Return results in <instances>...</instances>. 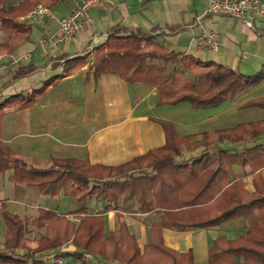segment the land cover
I'll list each match as a JSON object with an SVG mask.
<instances>
[{"label": "crops", "instance_id": "1", "mask_svg": "<svg viewBox=\"0 0 264 264\" xmlns=\"http://www.w3.org/2000/svg\"><path fill=\"white\" fill-rule=\"evenodd\" d=\"M24 1L0 0L4 11L15 9L13 16L17 25L4 30L0 19V106L9 102L7 107L0 109V141L13 154L41 166L56 159L87 162L94 167H133L146 160L148 153L169 144L180 149L175 155V164L186 161L191 164L195 154L185 148V138L227 128L212 126L207 131H190V126L185 127L167 115L166 109L172 106L159 104L155 88L141 82L129 83L115 74L96 78L93 67L96 48L113 33L126 36L141 32L145 37L155 36L158 44L176 53L214 61L245 76H255L264 66V20L248 16L249 25L242 19L213 14L209 12L208 0H108L104 9L90 12L91 21L82 31L71 41L62 42L56 50L41 46L40 41L59 30L62 18L70 17L72 1L56 0L55 7L51 8L54 18H30V7L23 6ZM21 30L30 31L29 41L16 48L11 44V33ZM202 30L218 33L221 46L218 53L198 48L197 39ZM23 36L18 33L17 39ZM78 58L84 59L86 65L48 87V83L68 70ZM154 62L165 65L158 60ZM25 67L34 70L14 80L16 72ZM261 85L264 87V82ZM250 90L234 100L235 108H247V113L263 115L264 93L249 99ZM259 124L252 125L253 129ZM166 125L176 135L175 141L169 139ZM210 155L212 158L222 155L225 160L222 171L230 175L226 180L225 197L219 192L216 202L227 206L228 189H235L241 200L235 210L230 211L231 219L216 227L176 229L185 209H175L172 215H165V211L142 214L137 211L136 199L119 200L118 205L125 208L124 212H105L108 202L95 198L79 202L63 191L58 196L40 195L34 187L11 181L13 168L0 173V210L7 209L23 220L38 217L40 209L52 210L65 215L75 227L81 220L93 216L101 219L104 237L125 224L141 253L150 242V229L161 226L164 246L177 254L191 255L193 264H209L216 241L236 242L251 228L264 227V218L260 221L264 208L260 203L251 209L242 205L245 191L255 193L256 177L264 184V144L257 140L246 144L224 141L211 149ZM232 202L229 203L232 205ZM82 208L86 209V214L78 213ZM47 233V229L28 226L27 246L35 249ZM6 234L7 226L0 216L2 250ZM75 250L72 243L61 249L69 255ZM18 254H26V251H18ZM55 255L46 253V264ZM65 259L69 263L83 264L72 257ZM233 261L244 264L246 260L243 255H237ZM86 264L122 263H109L96 256L87 258Z\"/></svg>", "mask_w": 264, "mask_h": 264}, {"label": "trees", "instance_id": "2", "mask_svg": "<svg viewBox=\"0 0 264 264\" xmlns=\"http://www.w3.org/2000/svg\"><path fill=\"white\" fill-rule=\"evenodd\" d=\"M56 3V0H25L22 5L29 6L32 11L40 5L52 8ZM14 11L15 9L4 11L0 7L2 29L17 27ZM16 33H11L10 39L16 48L29 41V30ZM18 33L25 36L17 39ZM155 40V36L145 37L141 32L126 36L118 32L111 34L104 44L96 48L94 76L98 78L104 74H115L129 83L141 82L157 90L160 105L176 106L186 102L193 108L234 101L242 93L264 82V66L255 76L247 77L214 61H202L192 55L176 53ZM77 60L70 62L68 70L48 83V87L59 82L66 74L86 65L84 59ZM154 60L165 65H157ZM168 64L173 66L170 72L166 66ZM33 70L32 67L21 68L13 79L26 77ZM188 75L193 77L192 82ZM8 105L9 102L6 101L1 104L0 109ZM253 128L255 127L252 125H241L236 129V135H232L236 130H217L200 136H187L183 141L185 148L195 154L191 164L189 161L174 163V152L179 153L180 150L178 146L167 145L164 149L148 153L146 157L163 154L155 157L149 164L155 174L157 170L164 171L169 166H173L174 171L179 173L176 176H179L181 182H175L182 189L179 193L169 187L161 175L158 176L159 181H155L157 175L149 174L127 182L129 171H123L132 167L129 165L117 168L94 167L87 162L54 159L41 166L35 161L13 154L1 141L0 173L13 168L14 175L10 180L34 187L40 195L58 196L63 191L66 196L79 202H87L92 198L99 202L106 201L108 205L105 212H124L125 208L118 205L119 200L123 198L127 202L136 199L137 211L142 214L165 211V215H172L171 212L175 209H185L176 229L216 227L231 219L230 211L235 210V205L237 202L239 205L241 200L235 194L230 196L229 202L233 201L232 205L219 212L223 205L216 202V196L219 192H226V180L230 175L222 171L225 163L222 155L212 158L210 151L224 141L246 144L258 140L260 134L264 133V125H258L255 130ZM166 131L169 139L175 141L176 135L167 129V125ZM149 179L152 180L148 181ZM258 179L256 177L254 182L255 193L245 191L243 207L251 209L254 204L260 203V207L264 208V184L259 183ZM213 189L215 193H211ZM212 211H217V214L211 215ZM78 213L86 214V209L82 208ZM194 214L198 215V219H192ZM0 216L7 226L4 250L0 249V264H46V253H54L62 258L72 257L75 262L83 264H86L87 258L96 256L109 263L193 264L191 255L177 254L164 246L161 226L150 229V242L141 253L135 237L129 233L125 224L104 237L101 219L99 221L93 216L81 220L77 227L65 215L52 210L40 209L38 217L23 220L2 208ZM263 218L262 214L261 222ZM28 226L47 229L48 232L38 241L35 249L27 246ZM69 243L76 247L72 255L61 251ZM18 251H26V254H18ZM211 251L209 264H235L233 259L237 255L245 257L244 264H264V227L251 228L236 242L216 241Z\"/></svg>", "mask_w": 264, "mask_h": 264}, {"label": "rangeland", "instance_id": "3", "mask_svg": "<svg viewBox=\"0 0 264 264\" xmlns=\"http://www.w3.org/2000/svg\"><path fill=\"white\" fill-rule=\"evenodd\" d=\"M42 6L45 8H49L45 5H42ZM38 7L39 6H37L36 8H38ZM36 8H34V9H36ZM49 9H51V8H49ZM154 63H156V62H154ZM158 63L161 64V62H158ZM168 65L169 66L167 69H168V72H170L171 69L173 68V66H172V64H168ZM261 69L258 72H260ZM247 77H251V76H247ZM188 78L191 82L193 81V77L191 75H188ZM261 84L252 88L250 90L251 93H249L247 95V98H249V99L254 98V97L257 98L258 95L264 93V87H262ZM200 108H202V109H192L191 106L189 105V103L185 102V104H179L176 106L168 107V109H166V110H167V115L173 117L174 119H176L179 123H181L185 127L190 126L189 130L194 131L196 133L199 131H207V129H209L212 126H221V127L231 128V127H236V126L239 127L241 125H256L257 123H260L259 125L262 127V125L264 124V114L263 115H253L251 112L247 113V108H244V109L243 108H235L234 101H231V100L224 101L221 104L216 105V106H212V107L208 106L206 108L205 107H200ZM259 112L263 113L260 110H259ZM254 119H256V120H254ZM227 128H225L223 130H227ZM233 132H235V133H232V135H234V134L236 135V133L238 134V130L233 131ZM248 140L250 141L251 139H248ZM176 142H177V144H179V140ZM169 143H170V141L168 142V144ZM257 143H263L264 144V133L260 134V136L257 140ZM169 146H171V145L169 144ZM174 153L178 154L177 151ZM162 155L163 154L160 153V154H156V155L151 156V157H146L147 158L146 160L137 163L133 167L125 169L123 172L129 171V172H127L128 177H126L127 182H131L133 180V178H136V177L142 178V176H145V175L155 174V171L151 170V167L149 164L155 160V157L162 156ZM212 171H213V168H212ZM177 174H179V173H176L174 171V167L169 166L164 171L157 170V172L155 174V175H157L155 181H159L158 176L161 175L165 179V183L169 187H172L173 190H176V193H179V191H181L182 189L179 187V185L175 184V182H177V183L181 182L179 176L178 177L176 176ZM155 175H153V176H155ZM151 180L152 179H149L148 181H151ZM214 190L215 189H213L211 193H213ZM223 191H224V189H223ZM226 194H228V200L230 199V196H232L234 194H235L236 198H238L237 192L235 189H228V192ZM224 197H225V191L223 193V198ZM174 204L176 207H178L177 203H174ZM228 206H231V203H229V201H228L227 206H224V204H223V207H222V209L219 210V212L223 211ZM216 214H217V211H214V212L212 211V213H211V215H213V216ZM192 219L193 220L198 219V215H195Z\"/></svg>", "mask_w": 264, "mask_h": 264}, {"label": "built area", "instance_id": "4", "mask_svg": "<svg viewBox=\"0 0 264 264\" xmlns=\"http://www.w3.org/2000/svg\"><path fill=\"white\" fill-rule=\"evenodd\" d=\"M73 10L70 17L60 20L59 30L50 38L40 41L41 46L49 47L51 50L59 48L64 41H71L74 36L82 31L85 25L91 21L90 12L95 9H104L108 0H71ZM209 12L221 14L236 19L247 20L248 16H257L264 20V0H208ZM30 18L49 17L54 18L53 11L49 8L39 6L30 14ZM250 25L249 21H246ZM198 48L212 54L218 53L220 49L219 35L215 30L201 31L197 39ZM50 264H76L69 263L65 258L53 256Z\"/></svg>", "mask_w": 264, "mask_h": 264}]
</instances>
